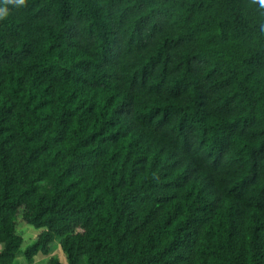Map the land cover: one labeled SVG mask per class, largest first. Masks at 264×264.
Segmentation results:
<instances>
[{
    "label": "trees",
    "instance_id": "1",
    "mask_svg": "<svg viewBox=\"0 0 264 264\" xmlns=\"http://www.w3.org/2000/svg\"><path fill=\"white\" fill-rule=\"evenodd\" d=\"M2 8L0 264H264V0Z\"/></svg>",
    "mask_w": 264,
    "mask_h": 264
},
{
    "label": "rangeland",
    "instance_id": "2",
    "mask_svg": "<svg viewBox=\"0 0 264 264\" xmlns=\"http://www.w3.org/2000/svg\"><path fill=\"white\" fill-rule=\"evenodd\" d=\"M18 229L21 232L22 237L25 240V245L23 247V250H24L26 247H28V246L33 244V242H34V240H35V238H36V236L38 234V231H36L31 226L23 225L21 223L18 224ZM52 256L55 257V258H58L60 260V262L66 264L65 256L62 253V251H61L59 246L56 245ZM47 260H48V257L45 258V257L40 255L37 259H35V262H36V264H46ZM14 264H28V263L26 262L24 257L18 256L16 258Z\"/></svg>",
    "mask_w": 264,
    "mask_h": 264
},
{
    "label": "clouds",
    "instance_id": "3",
    "mask_svg": "<svg viewBox=\"0 0 264 264\" xmlns=\"http://www.w3.org/2000/svg\"><path fill=\"white\" fill-rule=\"evenodd\" d=\"M7 3L13 4L17 7H22L25 4V0H7ZM9 15L7 8L0 9V19H4Z\"/></svg>",
    "mask_w": 264,
    "mask_h": 264
}]
</instances>
